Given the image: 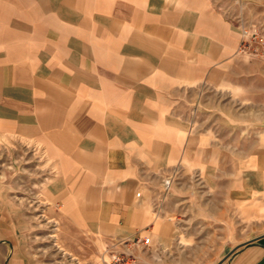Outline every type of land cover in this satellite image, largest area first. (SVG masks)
I'll return each mask as SVG.
<instances>
[{"label": "crops", "instance_id": "0c3cea01", "mask_svg": "<svg viewBox=\"0 0 264 264\" xmlns=\"http://www.w3.org/2000/svg\"><path fill=\"white\" fill-rule=\"evenodd\" d=\"M240 44L217 0H0V135L61 216L49 245L0 223V264H264V122L183 112L238 82Z\"/></svg>", "mask_w": 264, "mask_h": 264}, {"label": "rangeland", "instance_id": "374dc122", "mask_svg": "<svg viewBox=\"0 0 264 264\" xmlns=\"http://www.w3.org/2000/svg\"><path fill=\"white\" fill-rule=\"evenodd\" d=\"M217 7L239 30L240 45L245 46L239 64L243 74L231 78L238 81L231 89L205 90L200 96L195 94L184 104L183 112L189 123L198 127L211 111L213 125L219 126V119H215L214 114L222 106L232 112L231 120L239 123L242 131L253 126L262 127L264 0H217ZM40 158L41 152L33 151L27 141L19 143L16 138L0 135V192L3 191L0 194V212L3 211L0 223L8 233L15 227L25 241L49 245L58 237L61 216L44 212L46 203L41 195L45 168ZM168 178L172 180V177Z\"/></svg>", "mask_w": 264, "mask_h": 264}, {"label": "built area", "instance_id": "2783aa9c", "mask_svg": "<svg viewBox=\"0 0 264 264\" xmlns=\"http://www.w3.org/2000/svg\"><path fill=\"white\" fill-rule=\"evenodd\" d=\"M245 46L241 47V50ZM172 180L171 178H166L162 182L163 190L168 191L171 186ZM126 244L125 242H117L116 245ZM149 244V238H137L134 242V245H144L147 246ZM114 247V246H113ZM106 264H138L134 258L131 257L129 252H111L109 262Z\"/></svg>", "mask_w": 264, "mask_h": 264}, {"label": "water", "instance_id": "95a60500", "mask_svg": "<svg viewBox=\"0 0 264 264\" xmlns=\"http://www.w3.org/2000/svg\"><path fill=\"white\" fill-rule=\"evenodd\" d=\"M229 255H230V254H229ZM229 255H228V256H229Z\"/></svg>", "mask_w": 264, "mask_h": 264}]
</instances>
